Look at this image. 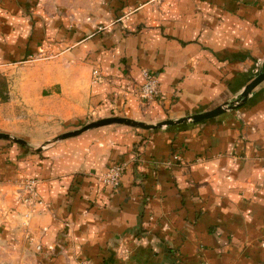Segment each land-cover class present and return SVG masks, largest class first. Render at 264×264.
I'll use <instances>...</instances> for the list:
<instances>
[{
  "label": "crops",
  "instance_id": "obj_1",
  "mask_svg": "<svg viewBox=\"0 0 264 264\" xmlns=\"http://www.w3.org/2000/svg\"><path fill=\"white\" fill-rule=\"evenodd\" d=\"M11 1L0 0V63L27 58L42 41L34 34L56 27L4 25V38ZM97 1L65 0L74 8L75 36L107 27L73 51L88 54L92 69L99 66L104 80L91 83V99L112 97L105 111L161 121L207 110L248 80L242 58L264 55V0H126L136 2L126 29L113 23V1ZM18 27L28 34L17 48ZM144 68L159 80L151 101L134 94ZM258 92L264 94V83ZM243 110L244 125L211 119L145 132L142 163L129 162L117 187L98 184L93 174L130 160L141 136H112L108 152L91 144L94 132L46 157L0 148V241L38 264H264V99ZM85 142L87 152L79 147ZM22 176L39 179L47 204L27 222L18 195Z\"/></svg>",
  "mask_w": 264,
  "mask_h": 264
},
{
  "label": "rangeland",
  "instance_id": "obj_2",
  "mask_svg": "<svg viewBox=\"0 0 264 264\" xmlns=\"http://www.w3.org/2000/svg\"><path fill=\"white\" fill-rule=\"evenodd\" d=\"M14 1H16L17 5ZM14 1H11L12 4L8 8L10 16L2 17L1 28L4 38L7 36L6 33L8 32L7 28L4 29V25L18 24L20 26L22 24L27 25V23L29 25L42 23L44 25L49 24L56 27H54V31L44 32L41 30L34 34L36 39L42 41L38 43L39 48L35 52L30 53L27 58L13 60L12 57V60H9L10 57H8V62L3 61V59L1 60L0 132L20 138L24 140L26 144L13 141L12 139L0 138V148L14 146L23 148L30 155L46 157L45 153L48 150L56 148L68 141L74 139L78 140L79 137L94 132L95 138L92 139L91 144H96L100 147L104 146L107 148L108 152L116 144L114 140H111L112 136H120L122 134L126 136L130 134L141 136L131 147V159L122 160L115 164L122 165L124 172L129 162H132L133 166H138L139 163H142L143 159H141L140 145L141 143L143 144L145 139L143 134L153 131L154 129H142L122 123H110L90 128L72 137L53 141L55 137L65 132L79 129L92 121L113 116L128 117L124 114L121 115L122 113L116 110L109 112V110H111L109 106L108 111H105L104 105L106 103L113 104L112 97L110 98L106 95L102 96V99L100 97L96 100L91 99L92 92L90 86L93 82L94 69L88 65H92V62H90L88 54L82 57L79 56V53L73 52L80 41L90 40L94 37H103L107 27L101 30L93 28L86 32H80L75 36L73 32L75 29L74 25H71V22L73 23L75 19L73 13H71V11L69 12V10H73L74 8L71 6L70 2H65V0H45V2H43V0ZM112 1V7L115 8L113 23L120 24L121 28L126 29L122 24H124L127 15L135 9L136 2L128 4L126 0H109L106 3V0H103L101 3L110 5ZM98 3L99 2L96 0V4ZM151 3L158 4L159 0H151ZM127 4L131 6L127 7L125 12H122V14L121 12L117 13V10L122 11L121 9L127 6ZM83 6L84 3H82V1L74 5L75 8ZM7 7L8 3L5 5L6 9ZM43 9L47 14H43ZM67 12L72 15H68ZM7 20L9 21L8 23ZM65 21L68 25L64 23ZM27 31L28 27L27 30H25V27H18L16 32V34L19 33V35H17V41H13L16 42L17 48L21 46L22 38L24 42V37L28 34L26 33ZM123 34L128 35L129 33L126 31V33ZM240 62L241 73L246 74L247 78L253 76L257 70L264 69V55H246ZM96 67L95 69L100 75V80L97 82H102L104 76L99 66ZM263 99L264 94L259 92L254 93L242 107L227 111L211 119H222L221 122L230 120L233 124L243 123L244 125L243 108H247V105L250 103L253 105ZM132 119L146 123L157 122L155 121L157 119ZM211 119L197 123L202 124L209 122ZM249 129L254 132L257 128L250 126ZM91 144H87L86 142L80 143L79 147L87 152ZM38 148L41 149L37 150ZM171 156L173 158L172 160L181 161L178 155L172 154ZM170 161L171 160H167L166 163L170 164ZM102 173L93 174L96 181L97 177ZM22 178L29 177H19L17 184ZM97 183L99 184L98 181ZM20 193L21 192L18 194L19 199ZM35 263V261L30 263V259L26 258L24 254L17 250L15 251L7 243L0 241V264ZM38 263L40 262L36 264Z\"/></svg>",
  "mask_w": 264,
  "mask_h": 264
},
{
  "label": "water",
  "instance_id": "obj_3",
  "mask_svg": "<svg viewBox=\"0 0 264 264\" xmlns=\"http://www.w3.org/2000/svg\"><path fill=\"white\" fill-rule=\"evenodd\" d=\"M264 83V69L257 70L256 73L249 77L248 80L242 85V87L235 92L233 96L225 100L224 102L213 106L207 110H203L197 113H192L186 116H182L175 119H164L161 121H157L155 123H146L143 121H137L132 118L128 117H119V116H113L109 118L100 119L97 121H92L88 124H85L83 127L65 132L53 139V141H56L58 139H64L68 137H72L75 135H78L85 130H88L93 127H97L103 124H110V123H122L125 125H130L134 127H139L142 129H160L163 127L173 126L181 123H197L201 122L203 120L211 119L213 117H216L220 114H223L227 111L237 109L242 107L247 100L261 87V85ZM0 138H6V139H12L13 141L26 144V142L20 138L12 137L9 134L1 133L0 132ZM51 142V141H48ZM41 148H38L39 150Z\"/></svg>",
  "mask_w": 264,
  "mask_h": 264
},
{
  "label": "built area",
  "instance_id": "obj_4",
  "mask_svg": "<svg viewBox=\"0 0 264 264\" xmlns=\"http://www.w3.org/2000/svg\"><path fill=\"white\" fill-rule=\"evenodd\" d=\"M143 83L138 86L134 92L135 96L141 101L154 100L160 94L159 80L156 75L148 69H142ZM100 80V75L96 69L93 71V82ZM123 174V166L120 164L110 165L99 177L97 181L102 186L116 187L119 184ZM39 179L36 177L22 178L18 182L20 187V200L24 205L23 218L27 222L32 212L39 206L47 207L37 191V183ZM264 243V242H263Z\"/></svg>",
  "mask_w": 264,
  "mask_h": 264
}]
</instances>
